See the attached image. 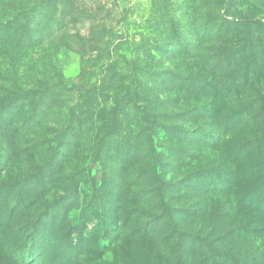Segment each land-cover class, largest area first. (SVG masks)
Segmentation results:
<instances>
[{"label":"rangeland","instance_id":"374dc122","mask_svg":"<svg viewBox=\"0 0 264 264\" xmlns=\"http://www.w3.org/2000/svg\"><path fill=\"white\" fill-rule=\"evenodd\" d=\"M208 1L16 3L18 9L43 15V46L40 59L33 57L35 71L26 70L29 58L21 60L25 65H17V74L0 59V87L29 88L30 77L40 68L43 82L54 76L55 67L66 81L89 80L95 87L106 77L118 81L117 76L135 69L143 84L148 83L146 101L153 102L150 109L157 115L146 121L145 130L154 131L153 146L163 153L164 161L172 155L167 167L183 164L180 177L188 181L177 183V178L172 188L165 189L172 200L164 203L165 215L161 211L143 214L141 209L124 206V200L121 206L110 192L117 172L114 160L131 146L120 140L112 144L105 128L87 125L89 113L82 116L79 109L69 114L65 124L48 120L44 116L49 98L43 97L41 103L46 105L40 111L32 109V116L39 113L28 126H13L24 138H10L8 130L0 136V264H85L88 259L93 264H225L230 259L225 262L220 254L228 252L235 261L231 264H257L253 259L264 255V222H260L264 221V138L252 143L255 137L249 134V124L227 118L225 108L210 98L195 94L193 102L185 103L186 94L179 86L170 96L171 103L157 114L161 74L193 65L190 58L202 53L206 16L222 14L219 6L208 9ZM234 1L235 15L264 19V0ZM253 43L241 46L252 72L264 58V50ZM253 83L255 90H264V77ZM191 85L187 83L188 89ZM120 87L115 82L111 89ZM65 96L71 107L78 104L75 95ZM261 113L263 121L264 110ZM213 114L219 117L212 119ZM1 117L6 118L2 111ZM74 119L81 120L82 127ZM56 128L62 132L59 140L43 139ZM167 131L173 137L170 142ZM132 152L126 158L140 157L139 151ZM71 177L77 178L75 183H69ZM92 178L96 189L91 188ZM76 183H84L78 186L79 194ZM168 232L172 239L162 246Z\"/></svg>","mask_w":264,"mask_h":264},{"label":"trees","instance_id":"16d2710c","mask_svg":"<svg viewBox=\"0 0 264 264\" xmlns=\"http://www.w3.org/2000/svg\"><path fill=\"white\" fill-rule=\"evenodd\" d=\"M17 2L20 3V0H0V59L6 66L13 67L16 74L17 65L23 64L21 60L26 58L30 59L26 63V70L33 68L32 71H35L37 69L38 66L33 62L43 46V15L35 16L29 12L28 8L18 9ZM234 3V0L208 1V9L219 6L222 14L206 16L202 53L201 55L195 54L190 58L194 61L193 65L185 64L183 67H176V71H164L161 74L162 84L158 87V93H162V96L160 99L158 98L160 105L157 104V114L162 113L166 103L168 105L171 103L170 96L176 86H179L186 94L185 103L193 102L195 94H198L201 99L210 98L212 102H218L222 108H225L223 115H227V118L233 121L242 120L249 124V134H254L255 138L252 139V143H255L256 139L264 138V131L261 130L264 127V120L262 121L261 118L263 114L261 112L264 110V90H261L262 88L255 90L253 87L255 80L264 77V58L262 61H257L256 71L248 70L250 65L246 64L250 59L244 47L241 46L255 42L261 46V52L264 50V19L254 14L235 15L231 11ZM1 66L0 62V72ZM53 69L54 76H49L50 79L45 82H43V69H38L35 72L37 74L30 77L32 85L29 88L17 85L0 87V111L6 114L4 120L3 117L0 118V127H3L0 136L8 130L10 138L11 136L24 138L25 135L21 136L24 133L13 126L19 127L20 125L21 128L28 126L29 122L38 115L40 109L46 105L45 102L41 103L43 97L44 99L49 98L45 110L47 115L44 116L48 120H63L65 124L66 121H70L67 117L69 114L72 116L75 109H79V114L82 116L89 113L88 117L91 122L87 125L92 126L93 123H96L105 128V131L108 132L107 137L112 140L114 145H117L120 140L124 141L127 146H131L126 155L122 153L114 160L117 172L113 175L115 182L112 183L110 192L114 197L116 196V201L122 206L124 200V206L130 205L141 209L143 214H146L147 211H161V214H167L168 210L164 203L172 200L170 196H165L167 195L164 193L165 189L172 188V181L177 178L179 179L176 180L177 183L181 184H186L188 178L180 177L179 169L183 164L176 163L175 167H167L172 155H168L167 160L164 161L163 153H158L154 149V131L152 130L148 134V131L145 130L146 121L157 116L150 109L153 102L146 101L150 91L148 83L143 84L134 67H132L133 73L130 71L127 75L117 76L118 81L115 78L112 80L111 76L106 77L103 79L102 85L98 87L90 85L89 80L79 79V81L70 83L66 81L65 74H59L55 67ZM115 82L121 87L119 90L112 91L111 88ZM190 82L192 85L188 89L187 83ZM65 93L75 95L77 103L82 105L78 108H75L78 104L71 107ZM37 96H41V98H37ZM31 97L37 101L35 104ZM27 107L29 108L27 109ZM34 107L39 111L32 116ZM215 111L218 113V109ZM133 113H138V115L132 117ZM217 117L219 115H212V119ZM74 120L78 122V126L82 127L81 120ZM52 130V132L43 135L44 140L51 139L55 142L61 138V129ZM113 130H116V133ZM166 137L168 142L173 139L169 131H167ZM132 150L136 151V154L139 151L140 157L138 155L126 158L127 155L135 154ZM149 159H154L153 163H147ZM177 159L181 160L182 157L179 156ZM53 162L51 163L53 164ZM168 177H170V182L166 181ZM75 180L77 178L71 177L69 183H75ZM94 181L95 179L92 178V189L97 188L94 186ZM76 185V194H79L78 186H84V183H76ZM158 205L161 206V210L158 209ZM228 205L231 209L233 208L231 203ZM157 223L161 224L162 221ZM169 238L172 239L171 233L168 232L162 241V246L169 244L171 240ZM228 253L220 254L222 260L230 259L228 262L225 261V264L234 263V259L232 260V256ZM244 259L246 258L244 257ZM92 262L93 259L85 260V264H93ZM253 262L264 264V255L260 254V257L253 259ZM70 264L72 263L70 262Z\"/></svg>","mask_w":264,"mask_h":264}]
</instances>
